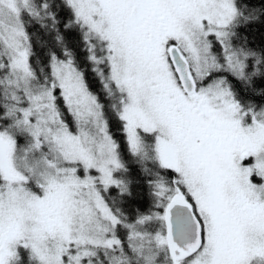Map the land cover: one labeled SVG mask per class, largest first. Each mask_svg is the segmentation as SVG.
<instances>
[{
    "label": "snow or ice",
    "instance_id": "obj_1",
    "mask_svg": "<svg viewBox=\"0 0 264 264\" xmlns=\"http://www.w3.org/2000/svg\"><path fill=\"white\" fill-rule=\"evenodd\" d=\"M0 264H264V0H0Z\"/></svg>",
    "mask_w": 264,
    "mask_h": 264
},
{
    "label": "trees",
    "instance_id": "obj_2",
    "mask_svg": "<svg viewBox=\"0 0 264 264\" xmlns=\"http://www.w3.org/2000/svg\"><path fill=\"white\" fill-rule=\"evenodd\" d=\"M254 31H255V30H254ZM255 39H256L257 42H259V39H260L259 35H256V36H255ZM95 87H96V88H99V84H98V83L95 84Z\"/></svg>",
    "mask_w": 264,
    "mask_h": 264
}]
</instances>
